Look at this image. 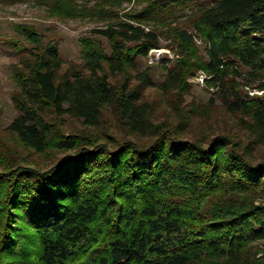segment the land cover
Instances as JSON below:
<instances>
[{
  "label": "trees",
  "instance_id": "1",
  "mask_svg": "<svg viewBox=\"0 0 264 264\" xmlns=\"http://www.w3.org/2000/svg\"><path fill=\"white\" fill-rule=\"evenodd\" d=\"M31 1L99 25L79 39L82 63L66 66L36 26L14 24L18 113L7 129L52 163L2 154L0 264H264V162L253 157L264 144V95L243 91L264 94V0ZM162 37L176 48L159 86L176 119L155 123L144 99L155 81L137 63ZM198 72L215 91L185 111ZM217 100L251 143L190 134L191 114L208 116ZM66 114L85 129L66 132ZM106 118L126 136L98 133Z\"/></svg>",
  "mask_w": 264,
  "mask_h": 264
},
{
  "label": "rangeland",
  "instance_id": "2",
  "mask_svg": "<svg viewBox=\"0 0 264 264\" xmlns=\"http://www.w3.org/2000/svg\"><path fill=\"white\" fill-rule=\"evenodd\" d=\"M133 7H135L134 1L131 3L125 2L123 4L125 9L121 13ZM189 13V10L184 12L185 15ZM22 23L36 26L46 40L52 39L57 44L66 66L70 64L79 66L82 63L79 39L90 35L91 30L97 27L99 23L89 18L59 19L51 17L44 8L35 5L31 0H23L10 5L0 3V159L2 154L6 155L9 153L14 155L19 162L26 160L31 164L46 168L52 163L51 156L24 150L18 144L15 136L7 129L18 113L12 96L19 88L13 78L12 70L13 65L18 63L21 55L11 46L10 41L17 36L14 24ZM101 39L107 53H110L107 40L105 38ZM195 42L203 54L204 45L202 38H197ZM160 45L159 49L151 50L147 57L139 58L137 63V70L142 72L145 69H149L155 81L156 86L147 88L144 94L145 101L150 104L152 109L151 119L155 123L176 119V110L172 105L173 98L165 96L159 89L165 78V65H169L177 57L176 48H173L171 40L167 37L161 38ZM189 82L193 84V88L185 96L184 110L190 111L197 106H206L212 97L211 92L215 91L214 87L207 84L206 74L198 72L189 78ZM243 91L251 96L264 95L263 91L254 88L253 85L244 86ZM215 104L216 107L214 109L208 110V116L191 114L188 128L190 134L214 137L229 133L235 139H242L244 144L251 143L253 137L240 124L239 120L226 112L218 100ZM60 122L63 123V128L66 132L73 133L85 129L79 119L73 118L69 114L64 115L63 121L61 120ZM101 129L103 130L97 132H108L119 138L126 136V132L118 124L107 118L104 128ZM142 141H145V139H142ZM253 157L256 163L264 162V144L256 146ZM1 169L2 163L0 160V171ZM261 245L264 246V241L261 242Z\"/></svg>",
  "mask_w": 264,
  "mask_h": 264
}]
</instances>
